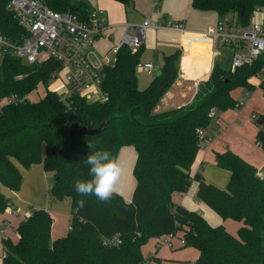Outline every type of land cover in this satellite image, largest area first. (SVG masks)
Wrapping results in <instances>:
<instances>
[{
  "label": "trees",
  "instance_id": "trees-1",
  "mask_svg": "<svg viewBox=\"0 0 264 264\" xmlns=\"http://www.w3.org/2000/svg\"><path fill=\"white\" fill-rule=\"evenodd\" d=\"M10 1L0 0V33L21 43L28 33L9 8ZM44 1L57 12L71 11L81 18H87L91 9L85 0ZM192 6L216 12L219 20L235 18L238 24L249 26L255 12L264 10V0H245L244 11L238 0H193ZM143 52V46L133 51L123 44L115 62L104 65L100 87L109 97L104 103L79 93L63 99L52 91L50 81L62 70L53 59L28 65L6 54L0 62V101L13 95L25 98L40 84L45 89L36 101L25 99L0 106V184L18 191L23 174L17 163L26 169L43 163L53 175L51 200H72L67 235L53 240L50 211L33 208L15 229L18 240L3 238V264H146L142 247L151 238L171 233L184 239L182 247L200 252L196 261L176 264H263L264 173L231 150L216 154L217 165L231 174L227 188H218L206 182L201 172L192 175L191 170L208 139L201 137L199 130L208 128L219 113L243 107L244 101L239 105L232 91L242 88L249 93L255 89L250 79L264 72V54L252 65L236 70L216 63L189 104L157 112L178 78L181 53L177 50L166 55L160 72L142 88L137 65ZM260 88L264 90V79ZM259 120L257 142L264 149V113L256 122ZM103 123L104 130L94 136L69 134ZM88 143L111 151L117 158L122 147L135 148L136 186L131 201L120 194L108 202L77 195L75 181L91 178L85 164ZM193 180L199 182L198 200L224 220L241 223L236 235L224 225L212 226L200 212L174 201V195L186 193ZM81 199L86 201L84 206ZM9 204L12 201L0 190V214ZM115 235L121 240L118 246L104 242Z\"/></svg>",
  "mask_w": 264,
  "mask_h": 264
},
{
  "label": "crops",
  "instance_id": "crops-1",
  "mask_svg": "<svg viewBox=\"0 0 264 264\" xmlns=\"http://www.w3.org/2000/svg\"><path fill=\"white\" fill-rule=\"evenodd\" d=\"M91 8L97 7L105 10L108 16L109 31L106 37L98 39L92 52V61L96 64H113L116 56L110 50L122 45L126 34L132 33L128 26L142 25L149 20L155 24H161L159 27H150L145 31L144 52L141 57L143 62H155L160 67L156 70L158 74L163 65L166 55L180 51L179 75L171 89L165 94L156 111L164 112L180 108L189 104L197 90L200 82L207 80L216 61V53H212L209 42L197 40L194 35L206 31L210 26L219 21V16L214 11H201L193 8V0H130L124 4L117 0H85ZM159 3V7L156 6ZM261 21L259 13L254 15L253 21ZM168 22H183L189 30L184 35L182 32L166 26ZM143 75H148L145 70H141ZM138 74V69H137ZM263 75V77H262ZM139 78V77H138ZM264 79V72L254 76L250 82L255 86L253 91H249L248 99L244 98L245 92L242 88L238 89L235 95L238 100H243L244 105L241 109H229L219 113L218 117L205 129V135L208 137L206 142L198 152L196 160L192 166V175L201 172L206 182L225 189L230 180V172L217 165L216 154L231 150L248 163L254 165L259 173H264V149L257 142L259 131L258 123L252 121V114H263L264 109H258L259 102L257 98L264 101V90L260 88V82ZM152 80V79H151ZM150 80V81H151ZM149 79L139 80L142 88L148 86ZM147 84V85H146ZM118 159L126 164L125 174L122 177L125 184V191L120 194L126 201H131L136 186V179L133 174L134 165L137 159V152L133 146H124L120 149ZM18 168L23 174L22 187L25 189L26 183L35 184L48 181L51 188L53 184V175L47 172L43 163L32 165L26 169L17 163ZM44 182V183H45ZM199 182L193 180L189 190L186 193H177L174 195V201L183 205L189 210L200 212L212 226L224 225L226 229L236 235L241 223L233 226L232 222L224 220L220 215L216 216L211 211V207L197 199ZM0 190L6 195L11 190L0 184ZM66 198V197H65ZM71 199V198H70ZM18 209L17 215L2 216L0 219V235L3 240L5 235L13 241L18 240V234L15 229L19 221L28 215L29 212L19 210L18 205L11 200ZM72 205V200H71ZM43 205L38 208L45 209ZM67 202L53 205L50 213L53 217L52 239L67 235L68 229L60 225L54 218L63 216L72 217V211L68 209ZM68 209V211L66 210ZM48 210V209H47ZM49 211V210H48ZM13 219V220H12ZM14 220H16L14 222ZM237 226V227H236ZM70 229V225H69ZM13 232L15 234H13ZM177 247L170 248L161 244V238H151L142 247L146 264H176L177 261H196L200 252L196 248L182 247L176 241ZM4 246L2 247L1 258L3 261ZM154 257L159 258L156 260Z\"/></svg>",
  "mask_w": 264,
  "mask_h": 264
},
{
  "label": "built area",
  "instance_id": "built-area-1",
  "mask_svg": "<svg viewBox=\"0 0 264 264\" xmlns=\"http://www.w3.org/2000/svg\"><path fill=\"white\" fill-rule=\"evenodd\" d=\"M9 8L14 12L19 24L27 31L28 36L21 43H17L0 33V62L6 54L20 58L28 65L53 59L61 64V72L65 71L66 76L62 87L58 89L52 87V83L61 72L53 76L50 81L52 91L61 94L63 99L69 98L71 94L79 93L91 99L90 101L104 103L109 100L108 95L100 87V72L105 64H96L91 58L96 41L108 35L109 23L105 10L93 7L87 18H81L71 11L57 12L44 0H11ZM257 13L261 15V21L252 20L249 26L238 24L235 18H227L219 20L206 31L195 34L194 37L197 40L209 42L213 54L217 52L218 47H231V70H236L243 65H252L260 55L264 54V10L255 12ZM159 26L161 24H155L149 20L142 25L128 26L132 33L124 36L122 45H127L133 51L138 50L144 44L146 29ZM166 26L184 35L189 33L183 22H168ZM121 46L111 49L110 52L116 56ZM137 69L145 70L148 75H153L160 67L155 62L141 61ZM32 94L25 98L13 95L3 99L4 104L23 102L25 99L31 102L36 101L31 100ZM239 105H243V100H239ZM252 119L258 120L259 114H252ZM199 134L204 137L205 130H199ZM6 211L13 216L18 213L13 203L9 204ZM160 238L163 246L177 247L176 241L181 246L184 245V239L178 233H171ZM104 242L110 246H118L121 240L115 235L105 239Z\"/></svg>",
  "mask_w": 264,
  "mask_h": 264
},
{
  "label": "rangeland",
  "instance_id": "rangeland-1",
  "mask_svg": "<svg viewBox=\"0 0 264 264\" xmlns=\"http://www.w3.org/2000/svg\"><path fill=\"white\" fill-rule=\"evenodd\" d=\"M216 56H217L216 57L217 64L220 65L222 68L229 69L231 67V59H232L231 47H229V46L218 47ZM140 73H142V72L140 69H138V77H139L140 81H142L143 79H149V81H150L155 75H157V74H155L156 72L153 75H143ZM65 76H66V72L62 71L59 74L58 78L52 83V87H55L56 89L62 87L63 80H64ZM262 77H263V75H262ZM139 85H140V87H142L143 84L141 85V82H140ZM238 89H240V88H236L234 90L235 95L237 94ZM44 92H45L44 86L42 84H40L37 92H35L31 95L32 96L31 100L40 99L43 96ZM248 94H247V92H245V94L243 95L246 100L248 99ZM256 102H259L257 108L263 110L264 109V101L262 100V97L259 99L257 98ZM3 104H4V100H1L0 106ZM252 121H254V123L256 122L253 119H252ZM44 182L35 184L32 181L29 183L27 181L25 189H23V187L21 186L20 190H18V191L11 190L10 192H8L6 194V197H8L10 200L13 199V202L16 205H18L19 210H21L23 212H29L30 209L32 210L33 208H38V205H43V204H44L43 207H46L45 209L52 211L53 205H55L57 203L63 204V202H67L66 207L68 209H70L69 212H71L72 211L71 199L69 197H66L62 200H54V201L51 200L50 188L47 185L48 181H47V183L46 182L44 183ZM68 209H66V210L68 211ZM211 210H212L211 212L213 214H216V216H218V214L212 208H211ZM6 213H7V211L0 214V219L3 215L6 216L7 215ZM68 217H66V216L65 217H63V216H59V217L57 216L56 217V215L54 214V218L56 219V221L59 220L57 226L61 224V226L66 227V229H68V231H69L70 220ZM15 221L16 220H14V222ZM228 221L232 222L233 226L237 225V223H238L236 220H233V219H229ZM13 234H15V233L13 232ZM3 246H4L3 240H2L1 235H0V264H3V261L1 258V252H2Z\"/></svg>",
  "mask_w": 264,
  "mask_h": 264
},
{
  "label": "clouds",
  "instance_id": "clouds-1",
  "mask_svg": "<svg viewBox=\"0 0 264 264\" xmlns=\"http://www.w3.org/2000/svg\"><path fill=\"white\" fill-rule=\"evenodd\" d=\"M89 154L85 159L90 179L75 181L74 190L80 197L94 196L100 202L110 201L114 195L125 191L122 177L126 164L121 162L109 150H101L96 145L88 143ZM84 206L86 201L80 200Z\"/></svg>",
  "mask_w": 264,
  "mask_h": 264
},
{
  "label": "water",
  "instance_id": "water-1",
  "mask_svg": "<svg viewBox=\"0 0 264 264\" xmlns=\"http://www.w3.org/2000/svg\"><path fill=\"white\" fill-rule=\"evenodd\" d=\"M238 5L241 7L242 11L245 9V0H238ZM258 124H262V121L259 120ZM106 123H103L101 126L98 128H88V127H82L77 130H71L69 132L70 136H81V135H90L94 136L97 134H100L104 128H105ZM263 264H264V259H263Z\"/></svg>",
  "mask_w": 264,
  "mask_h": 264
}]
</instances>
